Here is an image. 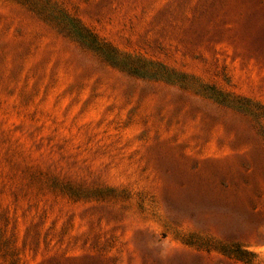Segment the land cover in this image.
Returning <instances> with one entry per match:
<instances>
[{
  "label": "rangeland",
  "instance_id": "rangeland-1",
  "mask_svg": "<svg viewBox=\"0 0 264 264\" xmlns=\"http://www.w3.org/2000/svg\"><path fill=\"white\" fill-rule=\"evenodd\" d=\"M234 241L264 264V0H0V264H241L207 251Z\"/></svg>",
  "mask_w": 264,
  "mask_h": 264
},
{
  "label": "trees",
  "instance_id": "trees-1",
  "mask_svg": "<svg viewBox=\"0 0 264 264\" xmlns=\"http://www.w3.org/2000/svg\"><path fill=\"white\" fill-rule=\"evenodd\" d=\"M61 30L70 38L74 39L81 45L99 53L106 62L118 67V52L107 44L98 40L88 29L80 23L69 18L66 15H61L57 18ZM124 66H126L124 64ZM199 245V244H198ZM207 251L215 249L222 256L235 263L241 264H258L257 256L250 252L245 245L239 241H234L227 244H208ZM200 248H203L200 246Z\"/></svg>",
  "mask_w": 264,
  "mask_h": 264
}]
</instances>
